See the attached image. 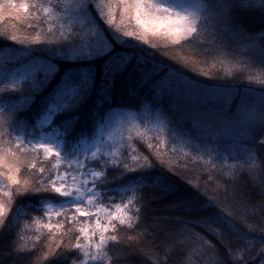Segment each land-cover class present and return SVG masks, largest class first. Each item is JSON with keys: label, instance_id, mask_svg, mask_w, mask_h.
Masks as SVG:
<instances>
[{"label": "snow or ice", "instance_id": "obj_1", "mask_svg": "<svg viewBox=\"0 0 264 264\" xmlns=\"http://www.w3.org/2000/svg\"><path fill=\"white\" fill-rule=\"evenodd\" d=\"M0 37L29 51L0 66V264H264V0H0ZM145 88L113 127L106 108ZM153 191L182 215L146 222Z\"/></svg>", "mask_w": 264, "mask_h": 264}, {"label": "trees", "instance_id": "obj_2", "mask_svg": "<svg viewBox=\"0 0 264 264\" xmlns=\"http://www.w3.org/2000/svg\"><path fill=\"white\" fill-rule=\"evenodd\" d=\"M237 23H242L243 26L249 29L250 31L259 32L261 30L258 17L249 11L241 10L239 13H237ZM14 45H15L14 42L6 41L2 37H0V51L4 49H10L11 47H13L14 49H17L16 47L17 45L16 46ZM103 63H104L103 59H98L95 62V68L98 74L102 72ZM250 72L253 75H260L262 72H264V69H262L259 66H256L252 68ZM247 74H248L247 72L244 73V75H247ZM200 79L207 80L208 78L200 77ZM2 80L3 79H1L0 81ZM208 83L209 85H211V84L216 83V81L210 80L208 81ZM242 83H246V81H242ZM53 87H54V84H53ZM15 99L19 101V100H22L23 97H15ZM154 99L155 97H153L152 94L148 92L146 88L143 91H141L140 89H136L134 91L129 90L127 93L118 94L116 96L115 103L112 104L111 107L106 108L105 115L112 122V125L114 127L116 123L119 122L120 120L127 119L130 113L139 117V115L147 112L149 108H151V105ZM134 100L140 101V103H138V105H133L132 101ZM96 102L97 101L95 98L92 101H89L88 104L84 106V111L87 112L90 109V106ZM238 102H239L238 98H234L233 108L235 104ZM36 103L38 104L39 101H36ZM163 103L167 104L168 101L165 99ZM186 104H187L186 101H180L179 104L175 106L183 109L185 108ZM214 104L218 106L219 101L211 102V103H208L207 105H202V110L205 113H207L208 111L212 110ZM145 105H148V108H146ZM78 127L82 128L81 138L87 137L89 138V142H91L92 138H95L96 136L100 134L99 124H96V123H92L90 125L78 124ZM179 146L180 145H177V147ZM257 155L258 157L264 156V150H258ZM199 167L200 166H196L197 171ZM195 174H196L195 171L193 173H190V175H195ZM241 179L245 181L244 183L245 190H248L252 192L253 194L257 192V189L252 186V182L250 178L242 177ZM182 184L183 182H181V185ZM120 187H124V185H121ZM178 191L183 192L185 191V189L182 186H179ZM149 199L151 203L149 204V207L146 210V222L158 223L160 227H164L165 224L170 222L169 219L167 218H175V217L182 215V211H175L169 208V205L174 202L175 194L168 198L161 199L159 193L153 191L150 194ZM195 211L196 210L193 209V213H195ZM32 215H38V214L32 213ZM186 218L195 219L196 216L192 215ZM25 219H27V217H25ZM212 226L216 227V225H212ZM194 230L197 233L204 235L205 240L213 244H216L217 248H222V245L219 244V242L214 238L212 234L204 231V229L202 228H195ZM28 234L31 235L32 233H28ZM120 235L122 237H126L127 235H131V233L124 232V233H121ZM2 243L3 241H0V244ZM128 251L129 250L124 246H116L113 248L114 253H120L121 255H124ZM29 259H30L29 257L22 255L19 257H13L11 260L6 261L5 264H28ZM176 259H178V257L174 255L173 260H176ZM120 264H146V261H144L143 257L140 256L139 254H130V255H127L125 259L121 260ZM170 264H171V261H170ZM205 264H207V258H206Z\"/></svg>", "mask_w": 264, "mask_h": 264}, {"label": "rangeland", "instance_id": "obj_3", "mask_svg": "<svg viewBox=\"0 0 264 264\" xmlns=\"http://www.w3.org/2000/svg\"><path fill=\"white\" fill-rule=\"evenodd\" d=\"M14 46H16V44ZM16 47L17 49H14L13 47H11L10 49H4L0 51V66L3 65L5 58H12V59H19V60H24V59L29 58V51L24 46L17 45ZM21 66L22 65L19 63L15 65V67H21ZM1 79H4V77L0 76V80Z\"/></svg>", "mask_w": 264, "mask_h": 264}]
</instances>
